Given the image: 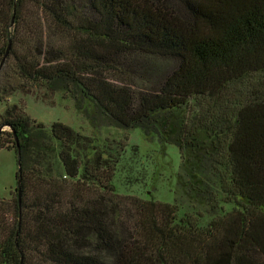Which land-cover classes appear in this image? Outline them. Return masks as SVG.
<instances>
[{
    "label": "trees",
    "instance_id": "1",
    "mask_svg": "<svg viewBox=\"0 0 264 264\" xmlns=\"http://www.w3.org/2000/svg\"><path fill=\"white\" fill-rule=\"evenodd\" d=\"M7 50L5 91H59L94 127L175 144L188 209L118 193L87 135L7 104L0 264H264V0H0Z\"/></svg>",
    "mask_w": 264,
    "mask_h": 264
},
{
    "label": "rangeland",
    "instance_id": "2",
    "mask_svg": "<svg viewBox=\"0 0 264 264\" xmlns=\"http://www.w3.org/2000/svg\"><path fill=\"white\" fill-rule=\"evenodd\" d=\"M175 67L173 60L159 62L156 75L160 78ZM155 77V76H154ZM8 105H23L32 120L43 122L48 128L55 121L64 122L90 138V147L80 152L84 161L95 153L102 165L116 168L113 183L118 193L179 205L180 215L188 209L185 200L176 199L178 172L181 156L175 144L161 143L157 137H146L141 128L124 129L110 125L92 126L80 113L74 99L62 92L47 90L40 86H25L19 90H4L0 77V115ZM11 128L2 125L0 119V143L12 141ZM104 166V165H103ZM100 170L106 184L110 167ZM18 170L17 152L13 148L0 147V197L10 198L15 194Z\"/></svg>",
    "mask_w": 264,
    "mask_h": 264
},
{
    "label": "water",
    "instance_id": "3",
    "mask_svg": "<svg viewBox=\"0 0 264 264\" xmlns=\"http://www.w3.org/2000/svg\"><path fill=\"white\" fill-rule=\"evenodd\" d=\"M9 48H10V45H9V47H8V50H9ZM8 50H7V52H6V54L4 55V57H3V59H2V61H1V63H0V68L3 66V63H4V61H5V58H6V56H7V54H8ZM16 140H18L17 138H16ZM21 167V164H20V162H19V168ZM18 190H19V201H20V198H21V192H20V188L18 187Z\"/></svg>",
    "mask_w": 264,
    "mask_h": 264
}]
</instances>
